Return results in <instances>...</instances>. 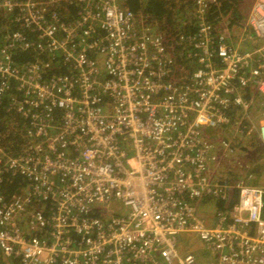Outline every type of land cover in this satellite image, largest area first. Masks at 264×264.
I'll return each mask as SVG.
<instances>
[{"label":"built area","instance_id":"2783aa9c","mask_svg":"<svg viewBox=\"0 0 264 264\" xmlns=\"http://www.w3.org/2000/svg\"><path fill=\"white\" fill-rule=\"evenodd\" d=\"M213 1L182 63L120 0H0V106L25 139L0 148V264H264V0L236 40Z\"/></svg>","mask_w":264,"mask_h":264},{"label":"trees","instance_id":"16d2710c","mask_svg":"<svg viewBox=\"0 0 264 264\" xmlns=\"http://www.w3.org/2000/svg\"><path fill=\"white\" fill-rule=\"evenodd\" d=\"M124 7L139 15L144 22L152 24L159 28V32L166 39L171 40L172 53L177 57L178 62H184L187 51L180 49L175 37L177 34H194L196 31V18L191 9H186L189 5L193 7L195 0H120ZM244 0H214L208 7L209 21L215 25L222 24L226 18V24L229 28H236L243 24L245 11L243 9ZM180 7V9H177ZM59 12L67 22L75 20L77 10L74 5L62 3L59 6ZM220 24V25H221ZM177 46H176V45ZM180 51V52H179ZM16 64L25 65L35 60L34 53L22 52L15 57ZM61 61V58H58ZM53 63H55L53 61ZM65 68L56 69L53 74H62ZM8 102L6 98L3 105L0 106V148L8 149L13 153H20L25 145V139L22 133L15 132L9 127L15 119V116L8 115L4 107ZM20 126H18L19 128ZM259 172V169H257ZM26 186L21 177H6V186L4 195L8 201L22 194V189ZM236 198V197H235Z\"/></svg>","mask_w":264,"mask_h":264},{"label":"crops","instance_id":"0c3cea01","mask_svg":"<svg viewBox=\"0 0 264 264\" xmlns=\"http://www.w3.org/2000/svg\"><path fill=\"white\" fill-rule=\"evenodd\" d=\"M194 238L195 237L190 234H182L179 236L178 249L181 254L195 253L201 251L199 247L195 250L194 243H196V241ZM201 255H204V253H202ZM201 258L205 259V256H202Z\"/></svg>","mask_w":264,"mask_h":264},{"label":"rangeland","instance_id":"374dc122","mask_svg":"<svg viewBox=\"0 0 264 264\" xmlns=\"http://www.w3.org/2000/svg\"><path fill=\"white\" fill-rule=\"evenodd\" d=\"M252 1H253V0H244L243 9H244L245 13H246V9L248 8L247 5L249 6V4H250ZM190 6H191V5H189L186 9H191L189 13L194 12V18H195V2H194V4H193V7H192V8H190ZM177 9H180V7H178ZM220 24H221V23H220ZM220 24H219L220 27H221V26H224L223 23H222L221 25H220ZM238 27H239V26H238ZM155 28H156V30H159V28H158L157 26H155ZM240 30H241V29H239V28H234V29H232L230 36H231L234 40L238 39V38L240 37V33H241V32H239ZM243 47H244V48H249L250 45L245 43V44L243 45ZM194 239H195V241H196V243H194V245H195V247H197V244L199 243V240L196 239V238H194ZM189 245H190V243H189ZM192 247H193V246H192ZM193 248H194V247H193Z\"/></svg>","mask_w":264,"mask_h":264}]
</instances>
